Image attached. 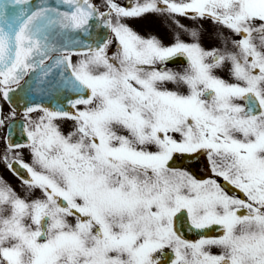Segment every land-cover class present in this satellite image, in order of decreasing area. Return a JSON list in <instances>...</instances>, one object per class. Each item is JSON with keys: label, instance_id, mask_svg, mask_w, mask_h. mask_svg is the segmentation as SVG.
I'll return each mask as SVG.
<instances>
[{"label": "snow or ice", "instance_id": "1", "mask_svg": "<svg viewBox=\"0 0 264 264\" xmlns=\"http://www.w3.org/2000/svg\"><path fill=\"white\" fill-rule=\"evenodd\" d=\"M0 98V264H264V0H0Z\"/></svg>", "mask_w": 264, "mask_h": 264}, {"label": "rangeland", "instance_id": "2", "mask_svg": "<svg viewBox=\"0 0 264 264\" xmlns=\"http://www.w3.org/2000/svg\"><path fill=\"white\" fill-rule=\"evenodd\" d=\"M124 2L125 0H119V2ZM182 22L191 25L193 23V21L187 17H182ZM133 26L140 31L143 34H147V33H156L158 35L161 36V38L165 41V42H170L173 39L174 34L171 32V30L167 27L166 24H164L163 22L160 21V19L158 17H156L155 15H150L148 17H146L143 20H134L132 21ZM204 23V27L207 28L210 26V22H203ZM8 109H6L5 111H7ZM1 134L0 133V149L3 148L2 143H1ZM0 174L5 175L13 184H17L18 181L15 178H12L9 175L8 169L5 167V165L0 162ZM13 179V180H12Z\"/></svg>", "mask_w": 264, "mask_h": 264}, {"label": "water", "instance_id": "3", "mask_svg": "<svg viewBox=\"0 0 264 264\" xmlns=\"http://www.w3.org/2000/svg\"><path fill=\"white\" fill-rule=\"evenodd\" d=\"M179 215V214H178ZM178 226L181 227L183 234L190 239L197 238V233L195 231L188 230L186 219L181 217V220L178 222ZM209 234H216L215 229H213Z\"/></svg>", "mask_w": 264, "mask_h": 264}, {"label": "flooded vegetation", "instance_id": "4", "mask_svg": "<svg viewBox=\"0 0 264 264\" xmlns=\"http://www.w3.org/2000/svg\"><path fill=\"white\" fill-rule=\"evenodd\" d=\"M168 67H172V68H174V67H177V66H176V65H175V66H169V65H168ZM1 130H3V136H4V134H5V130H6V127H5V128H0V131H1ZM2 139H3V138H2ZM2 143H3V142H2ZM181 158H182V157H178V158L174 161V163H175L177 166H183V165H180V164H179L180 162H182V161H181ZM183 167H185V166H183Z\"/></svg>", "mask_w": 264, "mask_h": 264}]
</instances>
